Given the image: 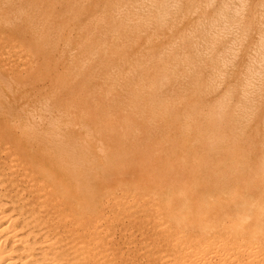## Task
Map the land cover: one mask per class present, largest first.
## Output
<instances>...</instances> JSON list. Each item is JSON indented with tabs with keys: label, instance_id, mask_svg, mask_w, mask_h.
Segmentation results:
<instances>
[{
	"label": "bare ground",
	"instance_id": "6f19581e",
	"mask_svg": "<svg viewBox=\"0 0 264 264\" xmlns=\"http://www.w3.org/2000/svg\"><path fill=\"white\" fill-rule=\"evenodd\" d=\"M1 1L0 264L133 263L122 215L154 264H264V0L185 7L174 37Z\"/></svg>",
	"mask_w": 264,
	"mask_h": 264
},
{
	"label": "rangeland",
	"instance_id": "374dc122",
	"mask_svg": "<svg viewBox=\"0 0 264 264\" xmlns=\"http://www.w3.org/2000/svg\"><path fill=\"white\" fill-rule=\"evenodd\" d=\"M45 1H48V2H46L47 4L46 3L42 4V2H45ZM45 1L42 0V2H41V4L43 5V8L46 7V5H49L51 0H45ZM69 2H70V4H73V6H74V4H76V5L85 4L87 10L82 14L84 21H86L88 19L93 20V18H92L93 16H95L97 20L102 19L104 21H109V20H111V15L115 14V16H117L119 14L117 17H115L117 21L134 20V21H140L141 24H143L146 27L155 26V25L159 26L160 30L161 31L163 30L164 37H174L176 35L175 33H169L167 31V28L169 26H171L172 24H175L174 28L176 29V31L179 32L180 30L185 29V21H200V19H197L196 16H192L190 18L185 19V7H191L192 9L205 8L208 10L210 9L212 12H214V11L220 10V8L224 4H227L229 6L242 4L241 2H238V0H236L235 2L234 1L230 2V0H228V1H226V0H206L205 2L193 0L192 3L190 1H187V0H178V2H177L178 8H176L174 10H168L167 12L164 13L163 9L161 7L162 5L160 6V4L158 2H155L154 0H69ZM77 2H79V3L77 4ZM0 3H1L0 8L2 6H5L2 1ZM198 4H200V5H198ZM36 5L37 4H34V6H36ZM203 5H205V6H203ZM199 6H201V7H199ZM44 10H45V8H44ZM44 10H43V12H44ZM116 13H118V14H116ZM127 16H129V17L131 16L133 18L129 19V18H127ZM191 18H193V19H191ZM215 20L216 19H207V20L204 19V21H215ZM201 21H203V19H201ZM63 23H65V22H63ZM63 23L58 22L56 24V26L60 25V26H57V28L60 27L59 29H61V30L54 28V27H56L54 24V26H53L54 30L51 29L54 31V32L52 31L54 33V35L59 36V34L64 33V35H63V37H64L69 33V32H67V30L69 28L67 25H69L70 23L69 24L67 22L65 23L67 27L64 26L65 24H63ZM61 25L64 26V28H63L64 32L63 33H61L62 32ZM56 29L60 32V33L58 32L59 34H56L57 33V32H55V31H57ZM51 30H50V34H52ZM68 31H70V29ZM149 31H151V28L149 29ZM144 35H146V34H144ZM6 70L11 71L12 68L7 66ZM25 195H26L25 198H28V196L30 195V192L25 191ZM106 204H108V205H106ZM112 206H113L112 203H109V202H105V204L103 205L104 210L106 212H109V211L111 212L113 209ZM128 218H129V220H128ZM119 222H121V223H119ZM112 225L110 228L111 231L109 229L108 232L111 235V237L114 239V241L116 240L115 241L116 242L115 247L116 248L120 247L123 250V252H125L126 254H128V253H129V255L131 254L130 256L127 255V256H129V258H132V259L137 258L136 261H134L133 263H130V264H134V263L135 264H154L155 261H152L151 259H149V257L145 256V253L148 252V248L147 249H141L142 242L144 241L145 234L147 233L146 230H144V229L143 230H137V229L133 228L132 217L124 216V215H122L120 217V219L114 221L112 223ZM129 228H130V230H129ZM127 231L130 233V235ZM128 239H130V240H128ZM138 241H140V242H138ZM150 248H152V246H150ZM135 249H138L137 252H134Z\"/></svg>",
	"mask_w": 264,
	"mask_h": 264
}]
</instances>
